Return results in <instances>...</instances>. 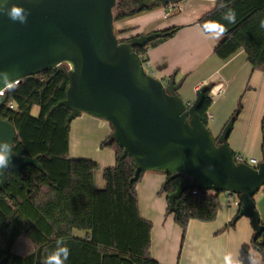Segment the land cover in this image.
<instances>
[{
  "label": "water",
  "instance_id": "1",
  "mask_svg": "<svg viewBox=\"0 0 264 264\" xmlns=\"http://www.w3.org/2000/svg\"><path fill=\"white\" fill-rule=\"evenodd\" d=\"M133 1L137 12L147 7L144 0ZM158 1L162 7L178 2ZM12 3L28 15L21 24L0 13V109L6 91L23 79L51 70L63 72L68 83L65 98L51 111H69L67 127L81 115L108 123L112 130L108 143L115 142L123 157L133 160L131 182L142 172L180 175L176 191L167 198L171 212L187 189L227 193L236 196L238 217L251 220L255 235L264 230L253 199L264 188V141L257 166L236 163L227 143L234 120L214 138L198 114L211 86H202L194 101L185 103L174 78L161 81L146 72L135 48L147 47L163 36L161 32L119 40L113 16L117 0H8ZM63 64L67 71L60 69ZM16 138L12 123L0 119V141L10 143L13 150L9 168L0 172V192L9 171L22 188L25 167L45 173L38 156L14 153Z\"/></svg>",
  "mask_w": 264,
  "mask_h": 264
},
{
  "label": "trees",
  "instance_id": "2",
  "mask_svg": "<svg viewBox=\"0 0 264 264\" xmlns=\"http://www.w3.org/2000/svg\"><path fill=\"white\" fill-rule=\"evenodd\" d=\"M214 1V9L197 21L200 28L206 22H218L227 28L214 55L225 62L243 51L251 68L263 71L264 29L259 22L264 19V0ZM144 2L147 7L141 12L161 7L158 0ZM137 6L136 1L122 0L117 7L128 12L121 11L116 20L136 14ZM229 8L236 13L235 24L222 19ZM178 30V27L164 30L163 36L147 47L135 48L145 69L148 49L172 38ZM67 86L63 72L51 70L25 78L6 91L0 119L9 120L15 127L14 153L30 158L38 156L45 173L25 167L20 174L23 188L13 179L12 171L7 173V184L0 192V264H42L61 237L70 250L65 264H159L149 254L152 225L140 216L138 209L136 186L145 173L131 182L133 160L123 157V150L115 142H104L102 147L114 151L116 163L102 170L105 188L98 190L94 188L93 176L100 166L89 159L69 157L66 125L69 111L64 108L51 111L65 98ZM211 105L209 91L198 110L206 126ZM34 106L39 108L37 116L31 114ZM261 129L264 135V114ZM181 178L167 176L159 195L167 199L176 191ZM221 194L187 189L175 201V212L168 207L166 214L174 215L175 223L185 235L191 221L215 220ZM238 218L237 213L224 230L232 227ZM74 231L84 232L85 236L75 237ZM255 234L254 231L250 245L242 249H253L264 259V230ZM21 241L24 243L19 250Z\"/></svg>",
  "mask_w": 264,
  "mask_h": 264
},
{
  "label": "crops",
  "instance_id": "3",
  "mask_svg": "<svg viewBox=\"0 0 264 264\" xmlns=\"http://www.w3.org/2000/svg\"><path fill=\"white\" fill-rule=\"evenodd\" d=\"M179 6L182 10H178ZM214 7V0H178L175 5L167 8L161 6L118 20L114 27L121 32L122 40L178 27L179 30L172 38L148 49L147 68L154 74L153 77L161 81L168 82L174 78L175 84L179 86L177 94L185 103L193 102L197 90L204 85L213 86L210 95L219 88L223 89V93L212 100L208 111L211 120L207 127L214 138L222 133L231 114V107L234 108L238 98L248 95L252 99L254 122H259V133L254 135L246 132L243 145L235 138L229 147L235 154L245 156L253 142L259 151L253 150L250 158L260 162L264 141L261 129L264 114V70L254 71L243 51L225 62L214 55V49L222 39L217 41L206 37L197 24ZM169 11L177 12L178 15L170 19ZM111 134L108 123L87 115L76 118L69 126V157L89 159L100 166V170L93 176L94 188L98 190L105 188L102 170L114 167L116 163L114 151L109 147H102L104 142L108 143ZM166 178L167 175L162 172L149 171L136 186L140 216L152 225L149 254L153 260L159 264H223V256L231 254L234 259H243L245 264L249 255L257 256L261 259V264H264L259 252L242 249L243 246L250 245L254 235L249 218L240 217L232 227L224 230L238 213L236 196L222 193L215 220L210 223L191 221L184 235L175 223L174 215L166 214V197L159 195ZM253 199L263 224L264 188ZM73 234L79 238L85 236L84 232L74 231Z\"/></svg>",
  "mask_w": 264,
  "mask_h": 264
},
{
  "label": "clouds",
  "instance_id": "4",
  "mask_svg": "<svg viewBox=\"0 0 264 264\" xmlns=\"http://www.w3.org/2000/svg\"><path fill=\"white\" fill-rule=\"evenodd\" d=\"M0 13L7 15L13 22L21 24L26 23L28 12L22 6L12 3L8 4V0H3L0 4ZM222 19L228 21L230 24L236 23V13L229 8L222 15ZM260 28L264 29V19L259 22ZM202 34L211 39L219 41L224 37L227 28L218 22H206L201 26ZM13 155L12 145L7 141H0V172L4 174L10 166L11 157ZM4 177V176H3ZM70 255V250L66 246L63 237L56 240V248L50 254L43 258L42 264H65ZM223 264H245L241 258H233L231 254L223 256ZM247 264H261V259L257 256L249 255L247 257Z\"/></svg>",
  "mask_w": 264,
  "mask_h": 264
},
{
  "label": "rangeland",
  "instance_id": "5",
  "mask_svg": "<svg viewBox=\"0 0 264 264\" xmlns=\"http://www.w3.org/2000/svg\"><path fill=\"white\" fill-rule=\"evenodd\" d=\"M122 2V0H117L116 6L113 9V16H114V26L115 23L118 21L116 20V17L119 15V13L122 11L128 12L127 9L121 10L117 6ZM137 8V7H136ZM135 8V9H136ZM131 10V9H129ZM171 13L170 19L173 18L174 16L178 15V13H174L172 11H169ZM114 31L116 33V36L119 40H122V35L121 32L117 31L116 28L114 27ZM60 69L63 71L68 70V65L63 64L60 66ZM148 74H153L151 70L148 68L145 69ZM154 75V74H153ZM157 77V76H156ZM212 100H216L217 96L216 93L212 92L211 93ZM232 110H230L231 114L229 115V118L226 122V125L229 123V121L234 120L233 123V130L229 136V139L227 141L228 145L230 142H232L235 138L238 140V142L243 145L244 144V136L246 132H251L254 135H257L259 133V122H254V111H253V105H252V99L248 97V95L241 97L240 99L238 98L237 102H235L234 108L231 107ZM239 112V113H238ZM39 113V108L34 106L31 110V114L33 116H37ZM211 120V117L210 119ZM225 125V126H226ZM225 128V127H224ZM223 131V130H222ZM261 143V142H260ZM249 149L247 150L245 157L250 158L253 154V150H258V147L256 148V145L254 146L253 142H251L250 146L248 147ZM240 154V153H239ZM244 155V154H243ZM257 157V156H256ZM255 167V166H254ZM108 168V167H107ZM23 241L19 243L18 249L21 250V246L23 245Z\"/></svg>",
  "mask_w": 264,
  "mask_h": 264
},
{
  "label": "built area",
  "instance_id": "6",
  "mask_svg": "<svg viewBox=\"0 0 264 264\" xmlns=\"http://www.w3.org/2000/svg\"><path fill=\"white\" fill-rule=\"evenodd\" d=\"M178 10H182V7H178ZM148 67V64L146 65ZM218 91H216V96H219L220 94L223 93V89L219 88L217 89ZM212 98V96H211ZM209 119H210V116L208 115ZM234 160L236 163H246L248 164L249 166H257V164L259 163L257 159L255 158H246L243 154H236L234 156Z\"/></svg>",
  "mask_w": 264,
  "mask_h": 264
}]
</instances>
